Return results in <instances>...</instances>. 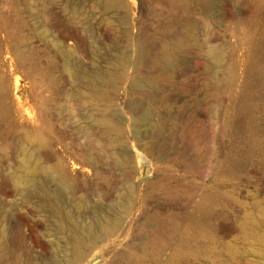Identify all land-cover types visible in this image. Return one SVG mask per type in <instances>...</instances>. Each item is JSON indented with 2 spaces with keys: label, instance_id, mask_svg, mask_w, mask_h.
<instances>
[{
  "label": "rangeland",
  "instance_id": "obj_1",
  "mask_svg": "<svg viewBox=\"0 0 264 264\" xmlns=\"http://www.w3.org/2000/svg\"><path fill=\"white\" fill-rule=\"evenodd\" d=\"M48 263L264 264V0H0V264Z\"/></svg>",
  "mask_w": 264,
  "mask_h": 264
},
{
  "label": "bare ground",
  "instance_id": "obj_2",
  "mask_svg": "<svg viewBox=\"0 0 264 264\" xmlns=\"http://www.w3.org/2000/svg\"><path fill=\"white\" fill-rule=\"evenodd\" d=\"M120 1V0H119ZM100 124L102 126H106V121L102 120L100 121ZM36 166V165H35ZM81 166L79 164H74V170L80 169ZM44 170L43 168L36 166L35 168L30 169V172H27V177H24L19 185L18 191L20 194H22L23 199H26L29 196H32V198L37 199L38 204L40 202L43 203V205L46 207L48 206L49 210H54L51 209L55 206L50 205L47 203V200L49 198V195H54L48 193V190L46 189L47 184L44 180L41 179H32L34 175L37 174H43ZM65 179L67 177L64 174H61ZM100 211V210H99ZM84 216L87 218L89 216H94L95 221L97 222V227H99L102 232H109L114 230L116 227V223L110 221L108 216L104 214V212H94L93 210L89 212V214H84ZM76 224V223H75ZM80 227V226H79ZM88 227H92L89 223ZM93 228V227H92ZM80 229V228H79ZM79 229L71 224H68L66 229L67 234H68V244L63 246L65 250H68L71 252V254L74 257H79L82 253V245H83V240L80 236ZM82 229V228H81ZM58 231V230H57ZM88 231V229H87ZM89 231L93 232L92 230L89 229ZM84 234V233H83ZM86 234V233H85ZM92 235V234H91ZM49 264V263H48Z\"/></svg>",
  "mask_w": 264,
  "mask_h": 264
}]
</instances>
